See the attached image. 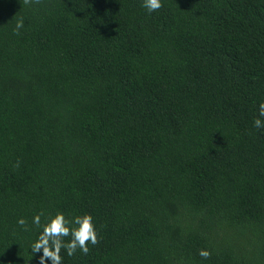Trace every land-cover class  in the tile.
Instances as JSON below:
<instances>
[{"label":"trees","instance_id":"obj_1","mask_svg":"<svg viewBox=\"0 0 264 264\" xmlns=\"http://www.w3.org/2000/svg\"><path fill=\"white\" fill-rule=\"evenodd\" d=\"M260 102L264 0H0V264L58 211L62 264H264Z\"/></svg>","mask_w":264,"mask_h":264},{"label":"clouds","instance_id":"obj_2","mask_svg":"<svg viewBox=\"0 0 264 264\" xmlns=\"http://www.w3.org/2000/svg\"><path fill=\"white\" fill-rule=\"evenodd\" d=\"M163 6V0H141V7L149 14L158 11ZM23 21L18 20L15 25L17 34L23 28ZM264 102L258 105V116L253 121L257 129L264 128ZM43 217V221H42ZM22 230H28V222L24 217H19L16 221ZM31 225L38 229L35 239L30 243L31 253H41L40 264H62L61 250L67 256H73L77 250L82 254L89 252V244L95 245L98 242L97 231L91 214L84 213L72 216L70 219L63 212L45 215L44 213L34 214L31 218ZM64 238H68L65 241ZM202 259H208L211 253L202 248L199 250Z\"/></svg>","mask_w":264,"mask_h":264}]
</instances>
